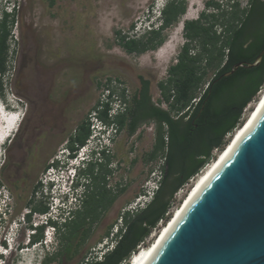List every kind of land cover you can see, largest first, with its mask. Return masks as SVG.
<instances>
[{
	"label": "rangeland",
	"instance_id": "1",
	"mask_svg": "<svg viewBox=\"0 0 264 264\" xmlns=\"http://www.w3.org/2000/svg\"><path fill=\"white\" fill-rule=\"evenodd\" d=\"M5 1L0 0V18ZM168 1L11 0L8 11L15 13L16 23L12 30L7 72L0 76L3 85L0 109L4 104L11 112L10 116L0 120V133L8 129L7 121L18 116L19 119H16L15 132L11 131L0 146V169L4 168L0 171V214L3 213L0 216V252H4L1 246L8 249L5 240L12 231L15 243L25 246L28 228L42 219V214L33 213L28 221L26 215L31 210L30 204L42 202L49 211L52 210L51 199L46 196L48 169L62 157L61 152H65L71 139L76 137L77 128L86 120L94 123L90 116L95 105L105 99L107 89L118 98L115 101L116 106L122 105L121 113L129 116L139 89L137 77L144 74L151 82L152 103L171 110L170 103L162 97L159 83L169 79L168 71L185 43L183 24L197 20L205 10L214 12L207 8L209 1L217 2L229 11L237 2L241 8H248L251 3V0H185L186 14L179 24L164 31L165 43L157 51L128 54L120 37L146 41L150 27L160 24L159 14ZM215 73V68H209L204 86ZM260 95L261 92L244 110V121ZM171 114L178 116L175 112ZM128 125L129 122L121 132L118 130L111 148V169L115 174L109 177L107 189L117 196L114 205L94 224L84 243L80 244L81 234H78L73 239L72 254L62 255L60 262L54 264H82L92 257L100 259L114 244V236L123 226V211L136 207L134 203L145 187L151 185L153 173L163 170L167 151L159 153L152 161L148 159L158 132L156 122H143L134 134L129 132ZM91 129L92 135L102 134ZM230 139L231 135L227 136V140ZM219 154L214 150L215 157ZM206 168L174 195L168 217L173 216ZM102 172L105 174L106 168H102ZM167 222L161 221L137 252L149 246ZM63 232L64 229L49 243L53 253L62 249ZM35 252L30 249L19 255L13 251L9 258L0 257L6 264H41L42 252Z\"/></svg>",
	"mask_w": 264,
	"mask_h": 264
},
{
	"label": "trees",
	"instance_id": "2",
	"mask_svg": "<svg viewBox=\"0 0 264 264\" xmlns=\"http://www.w3.org/2000/svg\"><path fill=\"white\" fill-rule=\"evenodd\" d=\"M206 5L208 10L212 8L214 12L207 13L205 10L197 20L184 23L183 35L186 42L178 55L179 61L176 66L170 67L169 79L159 85L162 97L170 103L171 110L166 111L151 105L147 88L143 90L142 98L134 101L135 106L129 116L127 113H119L111 119L109 103L103 104V109L98 112L103 123H114L120 132L129 122L128 129L131 134L148 119H156L160 124H166L169 128L167 136L161 129L156 146L148 159L152 161L159 153L167 152L164 157L163 179L153 201L143 209L124 213L121 216L123 226L114 236L113 249L105 252L102 259L92 257L82 264H131L133 254L145 244L158 224L169 221L167 213L174 195L216 159L214 150L221 153L227 147L230 141L227 136H233L243 125L244 110L264 89V58L256 68H239L232 76L220 79L223 73L229 72L237 63H253L264 49V0H251L248 8H241L237 2L231 6L230 11L215 1H209ZM186 12L185 0H169L161 12V28L149 31L146 41L121 36L122 47L128 54L136 55L157 50L165 43L164 31L179 24ZM15 23V13L3 10L0 18V76L7 72ZM198 47L202 52L194 55L192 49ZM209 68L216 69L215 76L206 84L207 89L195 106L192 101L198 95L199 89L204 87L203 81ZM2 86L0 82V92ZM99 107L100 102L95 105L94 110ZM193 107L197 109L193 117L194 123L198 124L197 128L193 119L182 127L181 121L171 114L175 112L179 116ZM188 113L189 111L185 116ZM91 126L86 120L77 128L76 137L69 143L72 151H75L76 146L82 147L86 144L92 135ZM57 165L58 162L55 166ZM102 168L103 164L98 168L99 174L92 169L93 182L80 209L60 229H64L61 234V251L48 256L43 264L60 262L62 255L72 254L73 239L81 234L80 244L84 243L94 224L114 205L117 196L107 191L106 175ZM30 206L31 210L26 215L28 221L33 213L45 214L49 211L42 202ZM44 229L43 226L36 229L33 243L42 242Z\"/></svg>",
	"mask_w": 264,
	"mask_h": 264
},
{
	"label": "water",
	"instance_id": "3",
	"mask_svg": "<svg viewBox=\"0 0 264 264\" xmlns=\"http://www.w3.org/2000/svg\"><path fill=\"white\" fill-rule=\"evenodd\" d=\"M263 58L264 49L220 79L256 68ZM223 151L228 154L219 167L157 239L148 264H264V102Z\"/></svg>",
	"mask_w": 264,
	"mask_h": 264
},
{
	"label": "clouds",
	"instance_id": "4",
	"mask_svg": "<svg viewBox=\"0 0 264 264\" xmlns=\"http://www.w3.org/2000/svg\"><path fill=\"white\" fill-rule=\"evenodd\" d=\"M11 5V0H6L4 10L12 13L13 10L8 11ZM161 18L162 14L160 13V24L162 22ZM3 106L8 108L7 105L3 104ZM23 117L24 116L21 118L23 119ZM22 119H20V124ZM112 124L113 123L105 124L104 128L102 126L94 129V133L97 134V132H102V134L99 133V135H91L86 144L81 148L79 147V149L72 151L68 147L65 150V153H63L62 157H60L57 161L58 165L55 166L59 172H65L66 178L62 184L55 183V179L51 177L48 178L49 180L45 183L46 196L53 200L51 201L52 210L48 211V213L42 214V219L37 225H39V227H45V230L50 234V242L44 244V241L42 240L40 243H33V235L30 234L33 229L30 227L28 228L29 233L27 235V240L32 241L30 249H33L34 252L36 250L40 253L42 252V256L39 257L41 264L44 263L48 256L54 254L49 248V243H51L52 239H54L53 237L60 234V229L63 225L69 221L78 209H80L86 194L89 192V186L92 184L90 182L92 179V169L94 168L93 170L96 172L98 171L100 165L104 163V157L111 148V143L107 140L105 135H110ZM39 227L34 228L33 232L35 233L36 229ZM9 236L11 237L5 240L10 241V244L8 243L9 247L6 249L5 255L0 254L1 257L4 256L9 258L13 251H16L19 255H21V252L24 249V246L15 243L16 238H13L15 237V233H13V231L11 234L9 233ZM1 257L0 264H6L3 260H1Z\"/></svg>",
	"mask_w": 264,
	"mask_h": 264
},
{
	"label": "bare ground",
	"instance_id": "5",
	"mask_svg": "<svg viewBox=\"0 0 264 264\" xmlns=\"http://www.w3.org/2000/svg\"><path fill=\"white\" fill-rule=\"evenodd\" d=\"M192 5V4H191ZM264 102V90L261 92L260 98L259 100L255 103L253 109L251 110L250 114L248 115L247 119L245 120V122L243 123V126H241L234 134L233 136H231V139L229 141L228 146H230L232 144L233 138L236 134L241 135L244 131H246V129L248 128V126L251 124V122L253 121L254 117L256 116V114L258 113L259 109L261 108L262 104ZM22 117V116H21ZM20 124V122L18 123ZM20 126V125H18ZM244 127V128H243ZM15 129V128H14ZM13 129L12 132H15V130ZM243 129V130H242ZM5 130V129H4ZM242 130V131H241ZM241 131V132H240ZM5 132V131H4ZM4 132L0 133V144L2 142V137L4 135ZM236 141V140H235ZM235 143V142H234ZM234 145V144H233ZM233 147V146H231ZM229 149H232V148ZM230 151V150H228ZM228 151L223 155L224 151H222L217 157L216 159L210 164L209 167H207L205 169V171L197 178V180L194 181L192 187L190 188V190L188 191L187 195L185 196V198L183 199L182 203L180 204V206L175 210L174 214L172 217H170L171 219L168 221L170 222L169 226L168 223L165 224L162 228V230L160 231V233H158L155 238L154 241L147 247L144 248H140V250L135 253V255L131 258V264H148L149 261L153 258L155 251L157 249V243L159 241H161V237L160 240L157 241V239L159 238V236L162 234L163 235L165 233H167V231L169 230V227L172 226V224L174 223L175 219L177 217H179V215H181L185 205H187V203H189L190 199L192 197H194L199 190L203 187V185L207 182V180L211 177L213 171H215V169H217L221 163V161L226 157V155L228 154ZM174 218V220H172ZM172 221V222H171ZM51 239V238H50ZM52 243V241H51ZM160 243V242H159ZM38 247V246H37Z\"/></svg>",
	"mask_w": 264,
	"mask_h": 264
},
{
	"label": "built area",
	"instance_id": "6",
	"mask_svg": "<svg viewBox=\"0 0 264 264\" xmlns=\"http://www.w3.org/2000/svg\"><path fill=\"white\" fill-rule=\"evenodd\" d=\"M207 86L208 85H205L204 87H202L200 90H199V92H198V95H197V97L194 99V101L192 102L193 103V105H197L198 104V102L200 101V99H201V97H202V95L204 94V92H205V90L207 89ZM263 91V90H262ZM261 91V92H262ZM106 97H105V99L104 100H101L100 101V107H99V109L98 110H96V111H94L93 112V114L90 116L91 117V120H92V122H94L93 124H92V128L93 129H96V128H98V127H102L103 125H105L100 119H99V117H98V112L100 111V110H102L103 109V104H106V103H109L110 104V106H111V110L109 111V117L111 118V119H113L115 116H117L119 113H121L122 111H123V107H122V105H117L116 106V101H118V98H116L115 97V93L111 90V89H107L106 90ZM116 100V101H115ZM119 103H121V102H119ZM115 106V107H114ZM117 134H118V127L117 126H115V124L113 123L112 124V128H111V132H110V135L108 136V138H107V140L111 143V146H112V144H113V142L115 141V139H116V136H117ZM214 161V160H213ZM212 161V162H213ZM210 164H208L206 167H208ZM205 167V168H206ZM156 172V171H155ZM153 173V178H152V183H151V185H149V187H145V189L139 194V197H137V199H136V203H134L135 204V208H128V209H125L124 211H123V214L124 213H126V212H128V211H130V210H138V209H143V208H145V207H147L148 206V204H150L152 201H153V199L155 198V195H156V193H157V191L159 190V188H160V185H161V181H162V179H163V170H160V171H158V173ZM177 196V195H176ZM131 212V211H130ZM174 214V213H173ZM168 216H169V213H168ZM117 233H118V231H117ZM116 233V234H117ZM114 244H115V242H114ZM114 244H112L111 246H110V248L109 249H107L105 252H107V251H109V250H112L113 249V247H114ZM104 252V253H105ZM103 253V254H104ZM103 254L101 255V257H100V259H102V257H103ZM135 255V253L133 254V256ZM132 256V257H133Z\"/></svg>",
	"mask_w": 264,
	"mask_h": 264
},
{
	"label": "flooded vegetation",
	"instance_id": "7",
	"mask_svg": "<svg viewBox=\"0 0 264 264\" xmlns=\"http://www.w3.org/2000/svg\"><path fill=\"white\" fill-rule=\"evenodd\" d=\"M161 28V24H156V25H153L152 27H150V29H149V31H151V30H158V29H160ZM185 42H186V40H185ZM164 44V43H163ZM183 48V47H182ZM182 48H181V51H180V53L182 52ZM159 49V48H158ZM155 51H157V50H155ZM155 51H151V52H155ZM148 52H150V51H148ZM148 52H146V53H148ZM192 52L194 53V55H197V53L199 52V53H201L202 52V49L200 48V47H198V48H196V49H192ZM146 53H144V54H146ZM179 53V54H180ZM144 54H142V55H144ZM178 54V55H179ZM178 61H179V59H178V56H177V58H176V60H175V63H173L172 64V66H176L177 65V63H178ZM138 83H139V89H138V91H137V95H136V97L134 98V101L135 100H140L141 98H142V93H143V90L144 89H147L148 88V91H149V96H151L150 95V89H151V82H150V80L148 79V78H146L145 77V75L144 74H141V75H139L138 77ZM159 85H160V83H159ZM160 88V87H159ZM201 89V88H200ZM199 89V90H200ZM151 105H153V106H155L153 103H152V101H151ZM196 106V105H195ZM165 110V109H164ZM196 108H192L191 110H188L189 111V113H188V116H185L186 115V113L188 112V111H185V112H182V113H180L179 114V116L178 117H176L175 119L176 120H180L181 121V125H182V127H185L186 125H187V123L188 122H190L192 119H193V117H194V115L196 114ZM166 111H169V110H166ZM148 121H154V122H156V125H157V128H158V132H157V136H156V140H155V144H154V146H153V150H154V147L156 146V143H157V139H158V135L160 134V130L162 129L164 132H166V136H167V132H168V126L166 125V124H160L159 122H158V120H156V119H148V120H146V121H144V122H148ZM195 121H194V119H193V124L195 125V127L197 128L198 127V124H195L194 123ZM166 140H168V138L166 137ZM111 148H112V146H111ZM110 148V150L107 152V154L105 155V157H104V163H103V168H106V172H105V185H106V188H107V186H108V179H109V177L113 174H115V170H113V169H111V166H112V156H111V151H112V149ZM75 150H77V146L75 147ZM120 162V159L117 161V163H119ZM120 169H119V173H120ZM119 177H121V176H119ZM107 191H109V189H107Z\"/></svg>",
	"mask_w": 264,
	"mask_h": 264
}]
</instances>
